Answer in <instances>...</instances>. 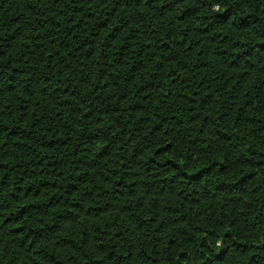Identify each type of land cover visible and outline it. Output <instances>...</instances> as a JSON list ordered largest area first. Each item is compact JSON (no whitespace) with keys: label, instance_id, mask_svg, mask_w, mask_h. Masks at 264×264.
<instances>
[{"label":"trees","instance_id":"16d2710c","mask_svg":"<svg viewBox=\"0 0 264 264\" xmlns=\"http://www.w3.org/2000/svg\"><path fill=\"white\" fill-rule=\"evenodd\" d=\"M0 264H264V0H0Z\"/></svg>","mask_w":264,"mask_h":264}]
</instances>
